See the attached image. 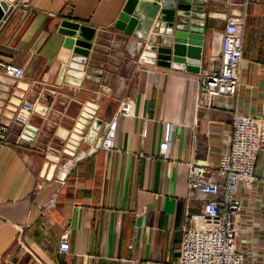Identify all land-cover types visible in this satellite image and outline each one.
I'll use <instances>...</instances> for the list:
<instances>
[{"label": "crops", "instance_id": "1", "mask_svg": "<svg viewBox=\"0 0 264 264\" xmlns=\"http://www.w3.org/2000/svg\"><path fill=\"white\" fill-rule=\"evenodd\" d=\"M25 1L15 0L0 25V60L24 70L18 81L0 72V120L26 100L37 130L29 141L28 124L16 125L0 140V264H175L184 211L200 207L186 198L188 164L216 166L232 112L264 118V0H202L198 73L140 61L162 28L155 22L144 40L113 28L125 0ZM229 16L243 18L238 85L232 96L204 97L197 78L218 66ZM63 20L94 28L79 79L61 72L71 54ZM88 102L97 106L89 125ZM122 103L129 113L117 115L114 147L88 152ZM81 115L70 155L65 144ZM234 198L235 246L245 264H264V143L253 181L239 183ZM65 233L69 249L59 254Z\"/></svg>", "mask_w": 264, "mask_h": 264}, {"label": "built area", "instance_id": "2", "mask_svg": "<svg viewBox=\"0 0 264 264\" xmlns=\"http://www.w3.org/2000/svg\"><path fill=\"white\" fill-rule=\"evenodd\" d=\"M7 8L3 9V17L12 7L15 0H4ZM28 6L25 0H20ZM247 0H242L245 5ZM181 14L182 11L176 10ZM220 34L218 66L209 72H201L197 78L198 94L204 97L216 95H234L238 85V67L242 57V27L241 16L224 17ZM140 61L155 64L154 52H142ZM0 72L10 76L14 81L24 77V70L13 63L0 60ZM88 113V125L97 106L93 102L84 107ZM12 116L0 120V140L7 139L16 125L24 128L34 107L31 102L23 101L14 107ZM118 113L128 114L129 105L120 104L117 112L106 121L88 152L98 149L107 150L114 147V134ZM86 123L81 115L74 127L72 140L65 144V152L74 155L76 141L81 135V128ZM167 138L165 129L163 140ZM226 150L219 156L215 167L208 162L197 165L188 164L186 198L200 201L196 211H184L183 224L180 229V239L177 245L175 264H245V257L235 246V223L240 210V204L234 198L239 183L249 185L254 179L256 155L264 143V118L232 112L229 134L226 137ZM75 142V143H74ZM218 176L221 180L215 178ZM53 203V199L50 200ZM69 249L67 234H63L57 247V253H65Z\"/></svg>", "mask_w": 264, "mask_h": 264}, {"label": "water", "instance_id": "3", "mask_svg": "<svg viewBox=\"0 0 264 264\" xmlns=\"http://www.w3.org/2000/svg\"><path fill=\"white\" fill-rule=\"evenodd\" d=\"M201 4H204V1L201 0L197 4L194 0H125L113 28L125 35L144 40L156 22L155 26L162 28L161 32H158V40L146 46L155 53V65L169 68L180 64L185 71L198 73L202 44L201 20L204 17L199 11ZM6 8V2L0 1V20L3 17V9ZM175 9L182 13H177ZM192 19L196 20L195 23L190 21ZM59 32L65 35L63 47L71 52L68 60L62 64L61 72L67 78H82V66L90 48L94 28L63 20ZM100 123V119H94L85 138L88 143L92 142ZM36 130L28 124L22 137L30 141Z\"/></svg>", "mask_w": 264, "mask_h": 264}, {"label": "rangeland", "instance_id": "4", "mask_svg": "<svg viewBox=\"0 0 264 264\" xmlns=\"http://www.w3.org/2000/svg\"><path fill=\"white\" fill-rule=\"evenodd\" d=\"M99 128H100V127H99ZM99 128H98V129H99ZM98 129H97V130H98ZM97 130H96V131H97ZM95 136H96V132H95ZM97 136H98V135H97ZM10 261H12V259H10Z\"/></svg>", "mask_w": 264, "mask_h": 264}, {"label": "bare ground", "instance_id": "5", "mask_svg": "<svg viewBox=\"0 0 264 264\" xmlns=\"http://www.w3.org/2000/svg\"><path fill=\"white\" fill-rule=\"evenodd\" d=\"M51 168H53V166H51Z\"/></svg>", "mask_w": 264, "mask_h": 264}]
</instances>
